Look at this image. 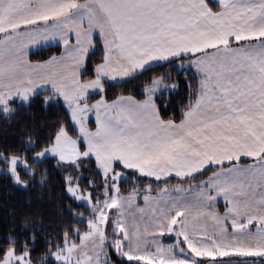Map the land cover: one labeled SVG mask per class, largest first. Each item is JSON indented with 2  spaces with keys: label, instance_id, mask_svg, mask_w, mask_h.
I'll use <instances>...</instances> for the list:
<instances>
[{
  "label": "crops",
  "instance_id": "0c3cea01",
  "mask_svg": "<svg viewBox=\"0 0 264 264\" xmlns=\"http://www.w3.org/2000/svg\"><path fill=\"white\" fill-rule=\"evenodd\" d=\"M43 19L55 21L37 26ZM6 22L13 30L34 24L28 34L36 35L0 46V107L46 91L60 99L90 95L103 82L190 57L185 66L199 78V95L179 122L160 116L154 99L167 89L160 78L144 89L143 99L90 100L93 108L78 133L84 156L98 166L117 161L153 178L192 176L211 167L228 174L249 166L262 167L251 181L264 177V0H0V34ZM95 37L104 59L94 78L83 81ZM50 45H61V52L44 61L30 59ZM90 84L94 91L78 90ZM106 111L111 123L126 127V145L135 142V160H105L97 153L108 140H99ZM247 158L254 160L241 163Z\"/></svg>",
  "mask_w": 264,
  "mask_h": 264
},
{
  "label": "rangeland",
  "instance_id": "374dc122",
  "mask_svg": "<svg viewBox=\"0 0 264 264\" xmlns=\"http://www.w3.org/2000/svg\"><path fill=\"white\" fill-rule=\"evenodd\" d=\"M44 7L40 8L43 10ZM54 21L43 19L36 25H51ZM5 24V31L0 34V46L36 35L28 34L34 24H19L18 30L12 29L14 24ZM92 84L79 86L78 90L94 91ZM61 99L73 126L81 134L93 108L88 95L79 92L75 97ZM0 108L9 111L5 105ZM103 119L99 140L105 136L108 140L106 147H99L101 151L97 150V153H103L105 160L111 156V161L118 157L128 160L130 155H134L132 159L135 160V142L132 140L126 145L122 140L126 127L111 123L107 111L103 113ZM80 134L74 137L66 128L61 129L54 142L35 154L33 161L55 157L62 166L78 167L80 161L87 158ZM0 158L3 159V154ZM5 160V165L0 162V172L10 173L16 184L26 187L27 182L21 178L20 171L33 172L30 162L15 155ZM114 163L112 167L105 162L99 164L106 179L105 187L96 190L97 193L101 191V197L93 195L94 182L90 189H85L74 181L73 174L67 175L68 194L91 206L94 218L89 221L88 230L81 232L80 243L65 244L53 252L57 264H111L106 250L108 245L115 247L122 257L146 264H264V177L258 182L251 181L262 167H240L239 172L234 169L235 173L228 174L218 173L221 168L217 167L209 177L198 181L194 180L198 174L176 178L149 177L154 181L144 189L135 184L131 192L121 193L120 181L129 176L119 162ZM210 185L213 187L209 190ZM0 264L33 263L28 252L17 253L10 248Z\"/></svg>",
  "mask_w": 264,
  "mask_h": 264
},
{
  "label": "trees",
  "instance_id": "16d2710c",
  "mask_svg": "<svg viewBox=\"0 0 264 264\" xmlns=\"http://www.w3.org/2000/svg\"><path fill=\"white\" fill-rule=\"evenodd\" d=\"M61 49V45L46 46L32 52L30 59L44 61L58 55ZM189 58L184 56L149 66L120 82H103L102 90L88 95V98L95 100L103 97L112 101L130 95L143 99L144 89L160 78L167 85V89L154 99L160 116L163 120L179 122L199 95V78L192 68L185 66ZM103 59V45L95 37L81 79H93L96 67ZM6 108L8 112L0 108V154H3L0 162L5 165V159L14 155L25 157L33 172L20 171L21 178L27 182L26 187L16 184L10 173L0 172V260L8 249L14 248L17 253L28 252L33 264H57L53 252L65 244L80 243L81 232L88 230L89 221L94 218L91 206L78 202L68 194L67 175L73 174L74 181L85 189H90L94 182L96 189L93 195L98 194L99 197L102 193L96 190L105 187L106 179L97 161L91 157L82 159L78 167L62 166L55 157L33 161V156L50 146L61 129L66 128L74 137L79 134L69 111L54 92H40L27 101L12 100ZM250 161L244 159L241 163ZM216 168L206 169L194 180L207 177ZM123 169L129 177L120 181L121 193L131 192L135 184L144 189L154 181L136 171ZM106 250L111 264H146L145 261L122 257L111 245Z\"/></svg>",
  "mask_w": 264,
  "mask_h": 264
}]
</instances>
